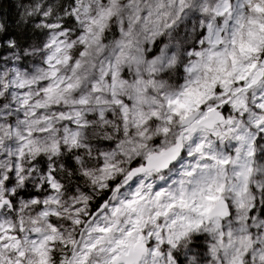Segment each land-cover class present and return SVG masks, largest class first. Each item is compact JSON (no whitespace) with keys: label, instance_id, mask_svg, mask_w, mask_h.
Instances as JSON below:
<instances>
[{"label":"snow or ice","instance_id":"snow-or-ice-1","mask_svg":"<svg viewBox=\"0 0 264 264\" xmlns=\"http://www.w3.org/2000/svg\"><path fill=\"white\" fill-rule=\"evenodd\" d=\"M21 23L0 16V264H264V0Z\"/></svg>","mask_w":264,"mask_h":264},{"label":"trees","instance_id":"trees-1","mask_svg":"<svg viewBox=\"0 0 264 264\" xmlns=\"http://www.w3.org/2000/svg\"><path fill=\"white\" fill-rule=\"evenodd\" d=\"M33 3V0H0V16L8 20L9 28L12 33L20 34L25 31L26 28H30L31 24L21 23V17L23 16L25 9ZM15 21V23H13ZM36 21L33 20L32 23ZM31 39L29 43L35 42L39 33L29 31L27 33Z\"/></svg>","mask_w":264,"mask_h":264},{"label":"rangeland","instance_id":"rangeland-1","mask_svg":"<svg viewBox=\"0 0 264 264\" xmlns=\"http://www.w3.org/2000/svg\"><path fill=\"white\" fill-rule=\"evenodd\" d=\"M30 63V62H29Z\"/></svg>","mask_w":264,"mask_h":264}]
</instances>
